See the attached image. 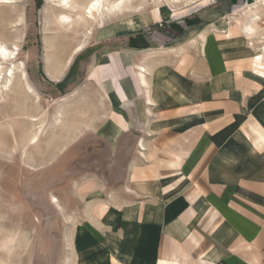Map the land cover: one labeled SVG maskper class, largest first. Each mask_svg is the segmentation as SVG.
Instances as JSON below:
<instances>
[{"label": "rangeland", "instance_id": "1", "mask_svg": "<svg viewBox=\"0 0 264 264\" xmlns=\"http://www.w3.org/2000/svg\"><path fill=\"white\" fill-rule=\"evenodd\" d=\"M250 1L200 0L185 7L186 0H126L115 12L121 14L103 16L102 26L75 32L56 28L46 0L0 5V42L19 45L11 89L0 99V264H83L84 247L95 242L100 249L105 224L121 219L117 205L144 156L140 143L150 157L163 140L156 133L160 117L141 103L142 96H154L153 77L169 79L168 69L184 61L171 54L181 51V42L198 47L206 34L238 32L232 15ZM45 59L62 69L57 80L45 73ZM155 63L164 69L148 71L142 93L137 65ZM119 65L129 66L120 74ZM104 79L127 80L129 116L122 127L112 129L116 118L103 116L112 108L107 87L96 85ZM40 124V138L31 143ZM95 264H103L101 255Z\"/></svg>", "mask_w": 264, "mask_h": 264}, {"label": "crops", "instance_id": "2", "mask_svg": "<svg viewBox=\"0 0 264 264\" xmlns=\"http://www.w3.org/2000/svg\"><path fill=\"white\" fill-rule=\"evenodd\" d=\"M242 9L232 15L238 32L206 34L198 47L181 42L171 54L184 61L169 79L153 77L154 96L141 103L160 117L163 140L150 157L140 143L121 219L105 224L98 251L95 242L82 249L83 264L97 254L103 264H264V44L244 27ZM158 64L137 65L139 91ZM119 66L121 74L129 65ZM125 83H96L107 87L112 108L103 116L116 118L112 129L129 116Z\"/></svg>", "mask_w": 264, "mask_h": 264}, {"label": "bare ground", "instance_id": "3", "mask_svg": "<svg viewBox=\"0 0 264 264\" xmlns=\"http://www.w3.org/2000/svg\"><path fill=\"white\" fill-rule=\"evenodd\" d=\"M126 0H117L115 2H109L108 0H87L86 2H80L76 0H46L47 4L51 6L53 10L54 22L56 24V28L60 32L66 31H76L79 26H84L86 29H89L96 22L97 26L103 25V16L105 14H114L116 11H119L121 7L124 5ZM155 2V0H151ZM160 3H168L177 4L182 0H158ZM186 4L192 3L195 0H186ZM17 0H0V5H14ZM264 6V0H259V2L250 1L245 7H243L244 15V27L249 31V33L254 31V35L260 34L257 17L258 10L260 7ZM44 8V11L46 12ZM19 21L22 20V15L17 16ZM80 23V24H79ZM48 29V28H46ZM249 36V34H248ZM260 36H258L259 38ZM258 40V39H257ZM18 41L12 43L11 46H8L4 42H0V99L2 97V93L8 92L11 89L12 78L14 76L16 65L13 62L17 59L18 55ZM45 49L47 50V46L45 45ZM45 50V51H46ZM78 49H75L77 52ZM48 51V50H47ZM45 73L52 80H57L62 69L56 65L53 68L52 64L48 59H45ZM16 63V62H15ZM57 64V60L55 61ZM5 65V66H4ZM25 82V87L28 90L31 89L26 78L23 79ZM57 118L56 120H60L61 111H56ZM39 120V119H37ZM31 121H36L35 116H31ZM44 129L43 124H40L37 128L33 136L30 137L31 143H37L40 134Z\"/></svg>", "mask_w": 264, "mask_h": 264}, {"label": "built area", "instance_id": "4", "mask_svg": "<svg viewBox=\"0 0 264 264\" xmlns=\"http://www.w3.org/2000/svg\"><path fill=\"white\" fill-rule=\"evenodd\" d=\"M255 2H259V0H253ZM257 23H258V28L260 31V34L256 35L253 40H257L260 42V44H264V6L260 7L258 10V17H257ZM258 36H260L258 38Z\"/></svg>", "mask_w": 264, "mask_h": 264}]
</instances>
